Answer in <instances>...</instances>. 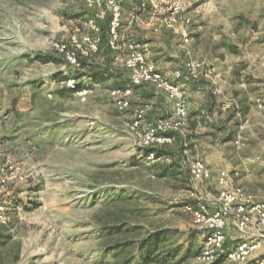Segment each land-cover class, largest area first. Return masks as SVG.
I'll return each mask as SVG.
<instances>
[{"label":"rangeland","instance_id":"374dc122","mask_svg":"<svg viewBox=\"0 0 264 264\" xmlns=\"http://www.w3.org/2000/svg\"><path fill=\"white\" fill-rule=\"evenodd\" d=\"M86 1L0 0V264H196L203 230L186 205L216 207L207 196L215 199L218 185L191 181L188 164L203 156L194 143L189 149L188 127L158 147L166 156L149 159L144 126L170 119L171 102L154 86L146 100L134 89L128 107L113 100L114 90L131 86L128 52L114 56L105 43L79 67L68 63L63 45L72 49L77 30L99 36L90 20L104 23ZM125 1V18L133 12L155 28L176 4L181 23L192 20L188 44L177 28L139 26L136 43L149 44L148 62L161 64L170 82L185 78L216 97L223 118L212 139L229 156L232 182L264 201V0H149L144 12L138 0ZM189 60L202 67L197 80L188 76ZM72 79L89 94L61 95ZM223 97L239 110L222 111ZM156 106L164 117L149 122ZM136 110L144 118L139 130L131 127ZM176 169L175 177L160 175ZM226 232L238 238L233 225ZM153 237L162 240L159 260L143 263L140 246Z\"/></svg>","mask_w":264,"mask_h":264},{"label":"built area","instance_id":"2783aa9c","mask_svg":"<svg viewBox=\"0 0 264 264\" xmlns=\"http://www.w3.org/2000/svg\"><path fill=\"white\" fill-rule=\"evenodd\" d=\"M149 0H141V10L146 11ZM91 6L98 10L96 19L104 21L107 16L110 17L108 29L110 50L117 53L128 52L124 59L126 69L130 71V87L122 90H114L111 96L121 107H128L129 98L134 89L148 85L157 88L158 92L165 94L168 101L172 103L173 115L170 119L159 120L157 124H146L141 135V145L143 148L151 151L149 159L156 161L154 150L166 143H172L177 136H184V131L188 127V101L185 97L183 86L173 81L170 82L162 74L156 65L148 62L143 47L139 43L122 44L123 35V6L119 0H87ZM170 15L160 21L159 27L154 28L155 33L160 32L163 27L179 29L178 32L183 36L184 44L190 41V34L187 32L188 25L192 20L188 18L181 23L182 7L176 4L171 9ZM89 29L96 34L100 33V27L97 20H90ZM81 30L72 36V49L63 45V54H65L71 67H79L80 57L88 58L90 55L98 54L102 39L100 36L82 35ZM80 37V40L78 37ZM188 76L197 80L201 65L189 60L185 65ZM178 78L180 74L176 75ZM75 80L67 83L70 89H75ZM84 97L89 94L88 89L75 92ZM215 94L221 96V91ZM221 110H239L238 102L235 99L223 97L221 101ZM134 120L131 125L133 130H139L144 123L142 111H134ZM264 130V124L262 125ZM241 141L237 142L240 147ZM191 181L208 185L213 180L212 171L199 160L191 161L188 164ZM216 183L219 191L214 199L211 194L207 199L211 204H197L195 202L187 203V210L195 217V223L203 230L204 245L202 253L195 259L196 264H213L222 259L224 262L234 264H264V201H257L252 195H249L243 187L237 186L232 182L229 172L222 171L216 177ZM191 193V197L193 196ZM229 221L236 232L238 238L230 240L228 238L227 228ZM261 254V256H260Z\"/></svg>","mask_w":264,"mask_h":264},{"label":"crops","instance_id":"0c3cea01","mask_svg":"<svg viewBox=\"0 0 264 264\" xmlns=\"http://www.w3.org/2000/svg\"><path fill=\"white\" fill-rule=\"evenodd\" d=\"M119 1L123 3L122 4V6H123V15H122L123 28L121 30V34L123 35L122 44L124 45L125 43H129V42H133V43L139 42L138 41L139 35H137V33L134 30H136V28H138V26L141 27L142 29H149L152 27V29L154 30V28L156 26V24H155L156 21H153V20L147 19V18H142V17L140 18L138 15L137 16L133 15L132 14L133 12L128 16L129 18L128 17L125 18L124 17L125 16V9L124 8L128 2H126L125 0H119ZM138 1L141 2L140 0H138ZM141 5H142V2L140 4V6ZM101 22L103 23L104 21H101ZM101 29H102V27L100 26V33H99L100 35L99 36L103 37ZM102 45H103V43L101 44V46ZM141 45L143 47H145V50L147 51L149 44L147 43V44H141ZM110 51H111L112 55H114V56L119 54L117 52H113L112 50H110ZM156 65H157V68L161 69V67H162L161 64H159V65L156 64ZM173 77H175V76H173ZM174 81H176L175 78H174ZM177 83L182 85L187 90V93H188L190 122H189L188 130H187V134H189L191 136V138L188 137L189 138L188 144L190 147L189 149H191V147H193V146L196 148H199V150L203 156L204 165L207 166V168H209L212 171L213 181L216 183V177H217L218 173L225 171V170L227 172H232L231 166H229V164L227 163L229 156H227L226 154L221 152V148L219 149L218 145H216L215 141L212 139V137H214V133H212L213 128H216L215 124H219V121L222 120V118H223V117L220 118V116L216 110L217 109V107H216L217 99H216V97H212L210 94H208L200 86L196 85L195 83L189 82L188 79L184 78L180 81L178 80ZM135 89H136V94L137 95L142 94L140 96H142V98L144 100H146V98H150L147 95L148 94L147 92L149 91V89L153 92L155 90L152 86L139 87V88H135ZM260 92H261V96L264 97V91H260ZM240 101H241V105H242V110H244V115H246L247 121H248L246 89L243 90V94H241ZM169 108L170 109H169V112L167 114L172 116L173 115V108H172L171 103L169 105ZM258 109L263 111L264 108H262V106H258ZM155 110H158L160 115L157 112L154 114L155 116L152 114L146 116L145 118H147V120L149 122L154 121L157 118V116L164 117L163 116L164 113H160L161 108L159 106H156ZM261 113H263V112H261ZM167 114H166V116H167ZM232 120H229L228 122H227V119L224 120V125H226L227 123H231ZM193 135H195V136L197 135V137H194ZM239 141L240 140L236 141V143H235L236 146H237V142H239ZM192 143H194L193 146H192ZM233 171L238 172V170H233ZM177 172H178V170H177ZM163 173L164 172H162L161 174H163ZM167 173L169 174L167 176H171V170L167 171ZM189 175H190V173H189ZM230 177H231V175H230ZM217 187H218V191H219L220 188H219V186H217ZM231 225H232L231 221H229L227 229H229Z\"/></svg>","mask_w":264,"mask_h":264},{"label":"trees","instance_id":"16d2710c","mask_svg":"<svg viewBox=\"0 0 264 264\" xmlns=\"http://www.w3.org/2000/svg\"><path fill=\"white\" fill-rule=\"evenodd\" d=\"M110 21H111L110 17L107 16L105 18V20H104L103 26L101 25V27H102V29H101L102 30V36H103V37H101L102 43H103V45H105V43H106V46L108 45L107 46L108 51H110L109 36H108V29H109ZM101 47H100V49H101ZM99 52H100V50H99ZM42 62L47 64L48 60L47 59H42ZM80 63H82V58L81 57H80ZM82 90H84V88L80 87L79 84L75 83V89L74 88L73 89H68L67 88L66 90L61 91L60 94L61 95H66V93L73 94L74 92L82 91ZM154 154H155L156 159L166 156V154H164V152L159 150V149L158 150H154ZM163 174H161V176L169 175L167 172H164ZM177 175H179V172H177V170H175V171H173L171 173V176L175 177ZM184 188L190 190V187H187V188L184 187ZM0 239H3V238L0 237ZM2 241L0 240V243H2ZM161 243H162V240H158L157 238L153 237L152 239H150L149 242H147L146 244L140 246V248H141L140 251L142 252L141 259H142L143 263L157 262L159 260L158 257H156V255L158 253V250H159V247H160ZM117 246H120V245H117ZM117 249L119 250L120 247H117ZM200 250L201 251L196 255L195 259L202 253V249L201 248H200ZM161 261H166V258L161 260ZM220 262H223V260L219 259L218 261L214 262L213 264H219Z\"/></svg>","mask_w":264,"mask_h":264}]
</instances>
